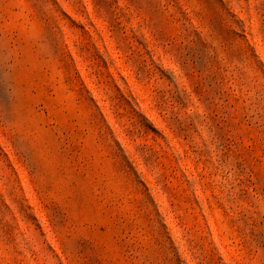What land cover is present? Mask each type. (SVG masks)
Instances as JSON below:
<instances>
[{
  "label": "rangeland",
  "instance_id": "rangeland-1",
  "mask_svg": "<svg viewBox=\"0 0 264 264\" xmlns=\"http://www.w3.org/2000/svg\"><path fill=\"white\" fill-rule=\"evenodd\" d=\"M0 264H264V0H0Z\"/></svg>",
  "mask_w": 264,
  "mask_h": 264
}]
</instances>
